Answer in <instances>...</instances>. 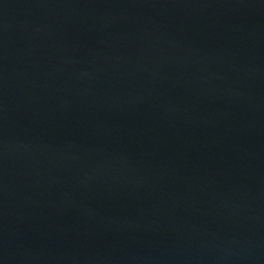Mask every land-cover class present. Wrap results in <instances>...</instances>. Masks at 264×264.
I'll list each match as a JSON object with an SVG mask.
<instances>
[{
	"label": "water",
	"instance_id": "obj_1",
	"mask_svg": "<svg viewBox=\"0 0 264 264\" xmlns=\"http://www.w3.org/2000/svg\"><path fill=\"white\" fill-rule=\"evenodd\" d=\"M0 264H264V0H0Z\"/></svg>",
	"mask_w": 264,
	"mask_h": 264
}]
</instances>
